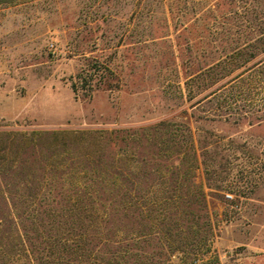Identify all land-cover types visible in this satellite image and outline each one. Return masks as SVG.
Instances as JSON below:
<instances>
[{"label":"rangeland","instance_id":"obj_1","mask_svg":"<svg viewBox=\"0 0 264 264\" xmlns=\"http://www.w3.org/2000/svg\"><path fill=\"white\" fill-rule=\"evenodd\" d=\"M247 5L0 0V208L13 201L10 174L39 175L38 162H53L46 136L32 133L115 132L111 144L84 143L71 155L124 156L132 187L159 203L165 191L193 209L198 199L188 190L200 188L209 228L204 264H264V88L256 83L264 55L230 83L201 92L195 81L198 64L214 62L233 41L227 32L244 29ZM223 99L240 102L223 106ZM170 138L179 144L166 152Z\"/></svg>","mask_w":264,"mask_h":264},{"label":"trees","instance_id":"obj_2","mask_svg":"<svg viewBox=\"0 0 264 264\" xmlns=\"http://www.w3.org/2000/svg\"><path fill=\"white\" fill-rule=\"evenodd\" d=\"M246 2L244 29L227 32L233 41L224 43L217 60L198 64L195 81L201 92L228 77L229 83L240 78L244 70L233 74L264 55V0ZM257 63L262 68L257 71L256 83L264 88V58ZM247 87L239 83L234 86L242 91ZM222 88L224 85H219L209 95ZM220 102L228 106L240 100ZM116 135L90 131L32 133V138L46 136L53 155V162L46 166L53 168L45 171L46 166L38 162L42 170L39 175H9L14 188L6 192L13 193V201L0 208V264H172V257H178L177 264H204L199 251L206 244L209 228L200 188L191 185L188 190L190 197L198 199L193 209L178 205L174 199L179 196L165 191L159 203L147 199L144 190L132 187L129 161L124 156L105 161L98 156L94 159L92 153L81 158L71 155L74 146L111 144ZM126 137H120L124 144ZM26 140L22 148L30 143ZM177 144L174 138L167 139L163 150L168 152ZM80 164L84 168L78 170ZM63 166L68 170L62 171ZM186 175L183 172L182 178ZM0 197L5 199L4 191Z\"/></svg>","mask_w":264,"mask_h":264},{"label":"built area","instance_id":"obj_3","mask_svg":"<svg viewBox=\"0 0 264 264\" xmlns=\"http://www.w3.org/2000/svg\"><path fill=\"white\" fill-rule=\"evenodd\" d=\"M226 198L230 199V198H231V196H230V195H226Z\"/></svg>","mask_w":264,"mask_h":264}]
</instances>
